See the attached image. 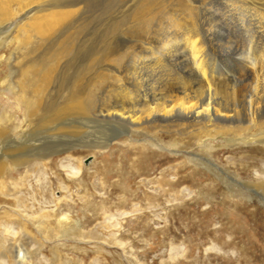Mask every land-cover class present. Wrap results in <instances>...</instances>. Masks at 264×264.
<instances>
[{"label": "rangeland", "instance_id": "1", "mask_svg": "<svg viewBox=\"0 0 264 264\" xmlns=\"http://www.w3.org/2000/svg\"><path fill=\"white\" fill-rule=\"evenodd\" d=\"M0 1L8 12L0 21V148L25 161L17 168L9 165L6 185L0 186V239L5 247L0 264H18L12 244L29 251L30 264H264V204L259 194L240 183L263 175L261 155L243 145L214 150L216 166L232 171L238 182L206 169L204 150L194 149L197 157H185L149 147L134 149L125 135L107 148H95L109 139L110 127L95 120L93 111L86 118L47 124L53 111L49 106L62 103L63 88L92 54L120 44L126 36L124 31L112 38L102 34L108 22L121 17L118 13H109L76 36L75 49L60 61L54 83L41 94L43 110L28 117L11 87L18 76V41L33 42L34 33L10 31L27 11L24 0ZM48 1L39 2L53 3ZM154 52L160 56L162 49ZM130 53L116 62L99 59L80 75L78 89L95 98L94 106L107 103L103 100L109 101L115 88L129 87L128 76L138 64ZM166 68L157 71V77L175 75L173 67ZM104 72L111 78L99 79ZM115 72L128 78L118 80ZM242 166L249 168L250 176Z\"/></svg>", "mask_w": 264, "mask_h": 264}, {"label": "bare ground", "instance_id": "2", "mask_svg": "<svg viewBox=\"0 0 264 264\" xmlns=\"http://www.w3.org/2000/svg\"><path fill=\"white\" fill-rule=\"evenodd\" d=\"M39 1L24 0L27 11L10 30L34 33L35 41L29 43L16 37L21 49L16 58L17 81L11 87L28 117L43 110L41 94L53 82L60 61L75 49L76 36L93 22L100 24L109 13H118L121 17L106 22L102 34L112 38L124 31L126 36L120 44L103 46L102 53L92 54L86 68L63 88L62 103L57 108L49 106L53 111L47 124L69 117L86 118L93 111L95 120L110 127L109 139L97 142L95 148H107L125 135L129 148L134 149L149 147L185 157H197L191 152L194 149L204 150L207 156L201 158L209 166L206 169L223 179L231 177L232 171L216 166L215 149L243 145L264 158V0H51L48 2L53 3L46 5ZM5 8L0 1L3 22L8 15ZM80 13L81 21L75 24L73 19ZM156 49H162L160 56L155 55ZM129 53L138 61L135 72L128 76L129 87L115 88L110 100H103L107 103L94 106L95 98L78 89L80 75L99 59L116 62ZM170 66L174 76L169 72L167 77H157V71ZM107 73L98 78H111ZM114 75L118 80L123 76L120 72ZM0 133L4 134L3 129ZM164 135L171 139L163 141ZM2 152L0 148V186H5L8 166L17 168L25 161L18 155L10 156L11 151L9 155ZM247 168L244 166L242 172L250 176ZM260 169L262 176L253 175L250 181L240 183L259 194L258 200L264 204V167ZM231 178L240 181L237 176ZM228 189L230 197H235L233 189ZM11 248L14 251L7 250L12 251L16 263L30 264L32 257L25 247L12 244ZM2 249L0 239V256Z\"/></svg>", "mask_w": 264, "mask_h": 264}]
</instances>
